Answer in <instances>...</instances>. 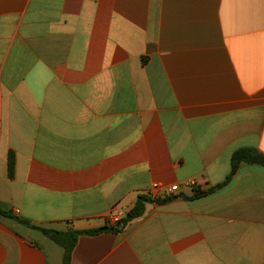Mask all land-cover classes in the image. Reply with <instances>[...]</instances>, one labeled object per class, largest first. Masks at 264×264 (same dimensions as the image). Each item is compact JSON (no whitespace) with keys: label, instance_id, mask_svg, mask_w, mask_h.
Listing matches in <instances>:
<instances>
[{"label":"crops","instance_id":"crops-1","mask_svg":"<svg viewBox=\"0 0 264 264\" xmlns=\"http://www.w3.org/2000/svg\"><path fill=\"white\" fill-rule=\"evenodd\" d=\"M247 149L264 0H0V264H264V166L225 183ZM140 197L68 263L41 230L115 226Z\"/></svg>","mask_w":264,"mask_h":264},{"label":"trees","instance_id":"trees-1","mask_svg":"<svg viewBox=\"0 0 264 264\" xmlns=\"http://www.w3.org/2000/svg\"><path fill=\"white\" fill-rule=\"evenodd\" d=\"M242 161L254 163V164H259V165L264 166V154H261L259 152H256L254 150H249V149L236 152L232 157V172H231L230 176H228L225 183H227L232 178L233 174L236 172V170L238 168L239 163ZM209 192L210 191L205 192L199 188H196V189H194V195L192 198L205 196ZM151 201H152V199L149 197H140L138 199L137 203L135 204V206L131 210H129L127 212V214L125 215V217L121 218L119 220V223L115 226H108L107 225V226H104V227L99 228V229H95L92 231H84V232L73 231V230H70L68 232H59V231L50 230V229H41V230L50 239H52L54 242L61 245L65 249L66 263H68V261L70 259L71 252H72L75 244L77 243V239L80 235H83V234L92 235V234H98V233L106 232V231H112V232L120 233L126 228V226L130 222L140 218L144 214L146 204L151 202ZM165 201H167V200H163L162 202H165ZM0 215L7 217V216H11V213H5V212H2L0 210Z\"/></svg>","mask_w":264,"mask_h":264},{"label":"built area","instance_id":"built-area-1","mask_svg":"<svg viewBox=\"0 0 264 264\" xmlns=\"http://www.w3.org/2000/svg\"><path fill=\"white\" fill-rule=\"evenodd\" d=\"M189 186H191V187H195L196 186V183H194V182H189ZM179 190V186H173V187H171V189H169L168 191H169V193H171V194H174L175 192H177ZM119 220H120V218L119 217H114L113 218V222L115 223V224H117V223H119Z\"/></svg>","mask_w":264,"mask_h":264},{"label":"rangeland","instance_id":"rangeland-1","mask_svg":"<svg viewBox=\"0 0 264 264\" xmlns=\"http://www.w3.org/2000/svg\"><path fill=\"white\" fill-rule=\"evenodd\" d=\"M50 230H53V229H51V228H49Z\"/></svg>","mask_w":264,"mask_h":264}]
</instances>
